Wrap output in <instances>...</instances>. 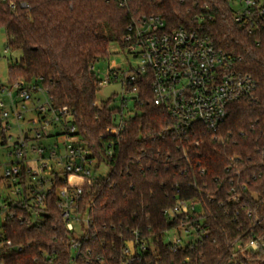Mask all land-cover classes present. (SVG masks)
<instances>
[{"label": "trees", "instance_id": "trees-1", "mask_svg": "<svg viewBox=\"0 0 264 264\" xmlns=\"http://www.w3.org/2000/svg\"><path fill=\"white\" fill-rule=\"evenodd\" d=\"M205 5L212 19L201 23L203 32L258 84L253 98L230 105L215 139L201 124L188 138L168 134L169 115L153 103L149 73L137 84L140 113L129 120L111 101L97 104L101 79L91 67L109 58L111 45L126 48L132 17L153 13L171 27L196 25ZM0 28L7 48L22 53L8 68L7 85L42 86L55 108L69 110L82 142L108 168L92 182L69 176L84 189L79 207L90 218L88 229L78 224L67 232L54 188L40 223L7 225L22 250L11 252L6 264H264V30L242 29L228 0H133L130 9L101 0H6ZM63 185L57 177L56 186ZM179 200L196 205L191 226L205 234L173 247L165 240L181 220L174 223L165 212ZM238 239L241 246H232ZM253 239L261 242L256 251L244 247Z\"/></svg>", "mask_w": 264, "mask_h": 264}, {"label": "built area", "instance_id": "built-area-1", "mask_svg": "<svg viewBox=\"0 0 264 264\" xmlns=\"http://www.w3.org/2000/svg\"><path fill=\"white\" fill-rule=\"evenodd\" d=\"M61 1L73 5L79 0ZM101 1L130 9L133 0ZM228 1L242 29L250 34L264 30V0ZM10 7L15 8L13 3ZM208 11L205 5L195 15L196 25L178 27H171L159 14L145 13L132 17L126 29L124 41L127 45L123 51L141 60V66L123 81V87L135 94V100L138 82L149 73L153 103L167 111L170 122L165 130L174 137L188 138L196 125L201 124L215 139L219 125L229 114L230 105L253 98L258 87L257 81L240 69L236 57L217 48L203 32L201 23L212 19ZM91 70L96 72L95 66ZM110 75L117 77L110 68L105 80L100 81V87L109 83ZM38 93L46 95L45 101L36 97ZM29 112L35 117L27 118ZM25 121L30 129L22 127ZM116 123L122 125L121 121ZM13 129L16 130L14 140L9 135ZM119 130L120 127L110 133L117 134ZM0 147L8 149L10 158L8 164H0V264H6L7 256L14 250H22L9 239L7 225L12 221L29 225L40 223L45 218L42 214H46L54 188L57 189L56 206L67 232L75 233L78 224H83L85 229L90 227V218L82 217L79 207L84 189L72 184L69 176L92 182L107 167L104 163L100 166L82 142L69 110L55 108L42 86L25 80L0 85ZM112 147V142L105 144L107 156L113 155ZM57 177L62 178L65 185L57 187ZM195 211V204L179 200L165 214L174 223L180 217L181 224L174 229L179 235L184 230L189 236L193 230L200 237L205 231L191 226ZM168 243L173 247L187 245L180 237ZM241 244L238 239L232 246ZM260 245V240L253 239L244 247L256 251ZM140 248L144 249V245ZM73 250L80 253V244L76 241H73ZM131 251L129 247L127 252ZM73 264L76 263L73 261Z\"/></svg>", "mask_w": 264, "mask_h": 264}, {"label": "rangeland", "instance_id": "rangeland-1", "mask_svg": "<svg viewBox=\"0 0 264 264\" xmlns=\"http://www.w3.org/2000/svg\"><path fill=\"white\" fill-rule=\"evenodd\" d=\"M110 55L109 58L100 61L96 64V72L98 73L101 80H105L106 76L109 74V69H113L115 75H110L109 83L102 86L100 92L97 95V103L101 104L107 101H111L112 108H122V117L124 120H129L140 112L134 108V98L135 94L126 90L123 87V81L126 78H129L138 67L141 66V60L134 58L127 51L117 45L113 44L110 46ZM21 51L12 50L7 48V34L5 29L0 28V85L8 84V68L11 64L17 63L21 58ZM4 97V96H3ZM36 97H40L43 101L46 99V95L43 93L36 94ZM124 100L126 103L124 104ZM35 117V114L29 112L27 113V118ZM121 118L118 116L116 122H119ZM24 129H30V124L25 121L22 124ZM9 135L13 136V140L16 135V130L13 129L9 132ZM8 149L0 147V164L3 166L8 164L10 158L7 156ZM108 168H103L102 173L106 174ZM7 194V192H4ZM37 221H40V218H36ZM180 237L185 244L195 242L199 235L195 231H191L190 235L181 230L180 235L177 230H172L168 233L166 237V242L172 241ZM131 250L132 247L130 246Z\"/></svg>", "mask_w": 264, "mask_h": 264}, {"label": "water", "instance_id": "water-1", "mask_svg": "<svg viewBox=\"0 0 264 264\" xmlns=\"http://www.w3.org/2000/svg\"><path fill=\"white\" fill-rule=\"evenodd\" d=\"M43 217H46V214H42Z\"/></svg>", "mask_w": 264, "mask_h": 264}]
</instances>
